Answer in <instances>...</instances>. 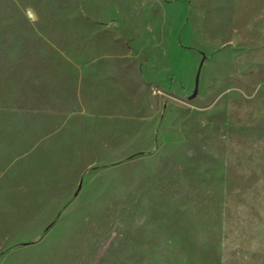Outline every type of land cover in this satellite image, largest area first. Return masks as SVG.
<instances>
[{
	"label": "rangeland",
	"instance_id": "rangeland-1",
	"mask_svg": "<svg viewBox=\"0 0 264 264\" xmlns=\"http://www.w3.org/2000/svg\"><path fill=\"white\" fill-rule=\"evenodd\" d=\"M0 264H264V0H0Z\"/></svg>",
	"mask_w": 264,
	"mask_h": 264
}]
</instances>
